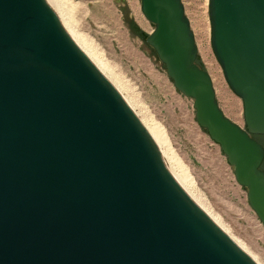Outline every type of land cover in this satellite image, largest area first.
<instances>
[{"label":"water","instance_id":"water-1","mask_svg":"<svg viewBox=\"0 0 264 264\" xmlns=\"http://www.w3.org/2000/svg\"><path fill=\"white\" fill-rule=\"evenodd\" d=\"M243 103L220 108L182 0H140L152 47L264 226V0H208ZM0 264H256L187 196L47 0H0Z\"/></svg>","mask_w":264,"mask_h":264},{"label":"rangeland","instance_id":"rangeland-1","mask_svg":"<svg viewBox=\"0 0 264 264\" xmlns=\"http://www.w3.org/2000/svg\"><path fill=\"white\" fill-rule=\"evenodd\" d=\"M56 2L64 19L109 70L138 117L157 124L163 145L189 176L201 201L264 264V226L249 205L247 189L237 183L220 146L198 125L193 100L174 87L152 47L129 27L135 21L147 33L154 28L142 14L140 0ZM182 2L220 108L245 127L242 100L228 86L211 46L208 0Z\"/></svg>","mask_w":264,"mask_h":264},{"label":"bare ground","instance_id":"bare-ground-1","mask_svg":"<svg viewBox=\"0 0 264 264\" xmlns=\"http://www.w3.org/2000/svg\"><path fill=\"white\" fill-rule=\"evenodd\" d=\"M49 5L57 14L61 24L73 40V42L81 49V51L91 60V62L97 67V69L104 75V77L113 85V87L118 91L121 95L125 103L129 106L132 112L135 114L139 122L142 124L149 137L153 141L157 150L159 151L163 161L168 167L169 171L181 186L183 191L187 194V196L197 205V207L215 224L217 225L244 253H246L256 264H261L257 258L246 248V246L241 243L235 236H233L230 231L224 226L221 219L215 215L205 204L201 201L200 197L197 195V191L189 178V176L185 173V171L175 164L174 158L169 154L168 150L163 145L162 134L155 124L147 123L146 120L138 117L137 113L133 110V106L131 101L122 95L119 86L114 81L111 76L109 70H107L106 66L95 56V54L91 51V49L85 45L83 39H81L79 34L72 28L67 20L64 19L60 12V6L56 2V0H47ZM150 122V121H149ZM174 160V161H173ZM179 165V164H178Z\"/></svg>","mask_w":264,"mask_h":264},{"label":"trees","instance_id":"trees-1","mask_svg":"<svg viewBox=\"0 0 264 264\" xmlns=\"http://www.w3.org/2000/svg\"><path fill=\"white\" fill-rule=\"evenodd\" d=\"M129 27L130 29L133 31L134 34H136L139 38H141L143 41H145V39L148 37V33L146 31H144L135 21H130L129 23ZM155 54V53H154ZM156 55V54H155ZM197 64L202 67H204V64L202 63L201 59L199 58V56H197L196 59ZM205 131V129H203ZM206 132V131H205ZM259 143L262 144V146L264 147V136L261 138V140H257ZM264 167V165H263Z\"/></svg>","mask_w":264,"mask_h":264},{"label":"flooded vegetation","instance_id":"flooded-vegetation-1","mask_svg":"<svg viewBox=\"0 0 264 264\" xmlns=\"http://www.w3.org/2000/svg\"><path fill=\"white\" fill-rule=\"evenodd\" d=\"M130 23V22H129ZM256 140H261V138L264 136V135H260V134H253L252 135ZM263 165H264V159H263V161H262V163H261V166H260V169L262 170V171H264V167H263Z\"/></svg>","mask_w":264,"mask_h":264}]
</instances>
